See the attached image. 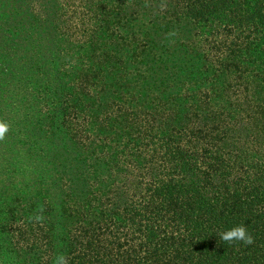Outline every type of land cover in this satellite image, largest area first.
<instances>
[{"label":"trees","instance_id":"trees-1","mask_svg":"<svg viewBox=\"0 0 264 264\" xmlns=\"http://www.w3.org/2000/svg\"><path fill=\"white\" fill-rule=\"evenodd\" d=\"M0 122V264H264V0H0Z\"/></svg>","mask_w":264,"mask_h":264},{"label":"clouds","instance_id":"clouds-1","mask_svg":"<svg viewBox=\"0 0 264 264\" xmlns=\"http://www.w3.org/2000/svg\"><path fill=\"white\" fill-rule=\"evenodd\" d=\"M177 33L172 31L168 34L169 37H175ZM8 131V125L4 122H0V139H3ZM45 209L43 207L39 208L37 212L33 215L32 219L36 223H44L46 216L44 215ZM222 241L226 244L232 245L235 243H243L244 245H251L254 243V237L248 231L247 227L244 225L234 226L226 231L220 232L218 234V243ZM52 264H70L69 256L64 252H59L55 255L52 260Z\"/></svg>","mask_w":264,"mask_h":264}]
</instances>
